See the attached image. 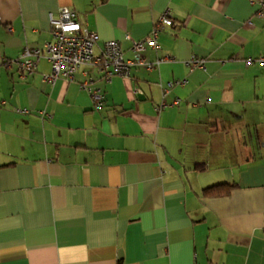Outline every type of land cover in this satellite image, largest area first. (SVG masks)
<instances>
[{"label":"crops","instance_id":"obj_1","mask_svg":"<svg viewBox=\"0 0 264 264\" xmlns=\"http://www.w3.org/2000/svg\"><path fill=\"white\" fill-rule=\"evenodd\" d=\"M257 1L0 0V264H264V149L250 150L264 139ZM62 6L97 32L95 54L115 39L126 59L167 10L173 24L141 56L170 60L109 80L83 64L51 84L40 59L21 78L5 63L51 40ZM222 182L236 187L202 196Z\"/></svg>","mask_w":264,"mask_h":264},{"label":"built area","instance_id":"obj_2","mask_svg":"<svg viewBox=\"0 0 264 264\" xmlns=\"http://www.w3.org/2000/svg\"><path fill=\"white\" fill-rule=\"evenodd\" d=\"M256 16L264 15V0H259ZM51 40L45 41L40 46L25 45L19 56L5 64L15 62L18 67L19 76L26 77L37 66L40 59H45L50 66V71L44 73L42 78L49 83L61 77L71 80L77 68L83 64L95 66L102 75L109 80L114 75L128 77L132 66L143 65L146 70H152L161 62L170 60L167 56L158 57L152 61H146L141 56V51L146 48H157V36L163 25H172L173 21L168 15V11H163L150 33L142 39H132L130 49L132 58L126 59L119 41L111 39L105 42L104 49L100 54H95L94 47L99 38L96 31L90 30L85 22L78 19L77 13L69 7L59 8L57 17H49ZM264 57H259L261 62ZM252 62V58L246 59V64ZM190 68L204 69L203 59L192 56L189 60ZM185 79L169 80L165 83L162 91L161 102L156 109L167 105L164 95L175 84H183ZM81 88L86 89L94 101L95 107H100L103 102L100 89H93L88 85V81L80 84ZM134 94L137 89H134ZM175 99L173 103H176Z\"/></svg>","mask_w":264,"mask_h":264},{"label":"trees","instance_id":"obj_3","mask_svg":"<svg viewBox=\"0 0 264 264\" xmlns=\"http://www.w3.org/2000/svg\"><path fill=\"white\" fill-rule=\"evenodd\" d=\"M196 168L199 170H202L205 168V164H197ZM236 187L235 183H217L210 186H206L202 189V196H226L229 195L231 190H233Z\"/></svg>","mask_w":264,"mask_h":264},{"label":"rangeland","instance_id":"obj_4","mask_svg":"<svg viewBox=\"0 0 264 264\" xmlns=\"http://www.w3.org/2000/svg\"><path fill=\"white\" fill-rule=\"evenodd\" d=\"M257 140H258V142H257ZM260 142V145H258V143ZM250 150L251 151H254V152H259V149L261 148V150H260V152H262V149H264V147H262V145H264V139H262L261 138V140L260 139H256V137L255 138H253V139H251V142H250ZM254 157H257L256 155L254 156Z\"/></svg>","mask_w":264,"mask_h":264}]
</instances>
